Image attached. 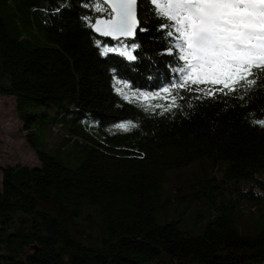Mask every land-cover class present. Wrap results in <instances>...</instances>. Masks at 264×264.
Wrapping results in <instances>:
<instances>
[{
  "label": "trees",
  "instance_id": "trees-1",
  "mask_svg": "<svg viewBox=\"0 0 264 264\" xmlns=\"http://www.w3.org/2000/svg\"><path fill=\"white\" fill-rule=\"evenodd\" d=\"M95 2L0 0V93L40 161L0 165V264H264V75L228 95L173 89L165 110L183 64L167 21L138 0L135 37H99L91 22L110 9ZM121 42L135 60L101 54ZM125 83L160 95L130 102ZM193 164L204 172L175 189L158 174ZM185 202L199 205L188 222ZM244 202L258 216L242 222Z\"/></svg>",
  "mask_w": 264,
  "mask_h": 264
},
{
  "label": "snow or ice",
  "instance_id": "snow-or-ice-1",
  "mask_svg": "<svg viewBox=\"0 0 264 264\" xmlns=\"http://www.w3.org/2000/svg\"><path fill=\"white\" fill-rule=\"evenodd\" d=\"M150 3L155 15L167 21L161 28L167 29L166 36L172 38L168 54L175 50L183 62L177 69L180 82L162 89L172 99L165 110L176 106L173 89L215 97L218 93L228 95L250 88L264 75V0H150ZM104 5L110 9L108 18L91 22L93 30L117 41L135 37L140 25L138 0H96L95 11H105ZM136 48L135 44L129 47L121 42L119 47H103L101 54L118 53L133 61ZM120 83L117 81V85ZM128 87L125 83L116 87V91L130 102H147L160 95L127 93ZM143 106L148 110L147 103ZM259 123L264 125V121ZM135 126L132 122L116 125L123 131Z\"/></svg>",
  "mask_w": 264,
  "mask_h": 264
},
{
  "label": "rangeland",
  "instance_id": "rangeland-1",
  "mask_svg": "<svg viewBox=\"0 0 264 264\" xmlns=\"http://www.w3.org/2000/svg\"><path fill=\"white\" fill-rule=\"evenodd\" d=\"M27 36H29L35 42H38L36 41L38 40L37 35L27 33ZM63 135V129H49L46 132V141L48 146H57L62 141ZM63 152L69 156L79 155V147L77 148L75 146H69L66 147ZM101 160L104 161V159ZM16 163H22L29 166H38L40 161L35 149L29 143L25 132L23 131V122L17 115L15 98L13 96H7L0 93V165ZM205 164L209 165L208 162H205ZM187 169L190 170V172ZM202 172H204L203 166L193 164L189 168L178 170L168 169L167 167L161 168L158 174L162 179L165 180L164 184L166 188L175 189L178 185H180L181 182L188 181L190 175L195 176L197 173ZM1 179L2 176L0 173V181ZM188 205V202H185L184 205H182V208H184L185 211H188L186 213L187 222L191 220L199 208V205L193 204L191 207ZM254 207L255 206L249 202L242 203L240 209L242 212L240 217L242 222L245 219H250L252 216L254 218L258 216L256 213L257 210Z\"/></svg>",
  "mask_w": 264,
  "mask_h": 264
},
{
  "label": "water",
  "instance_id": "water-1",
  "mask_svg": "<svg viewBox=\"0 0 264 264\" xmlns=\"http://www.w3.org/2000/svg\"><path fill=\"white\" fill-rule=\"evenodd\" d=\"M105 18H108V16L106 15H99V16H96L94 19H93V22L96 20V19H105ZM92 31L99 37H104L102 35H100L99 33L95 32L92 28ZM137 32V31H136ZM108 38H111V37H108ZM123 38V37H122ZM129 38H133V37H129Z\"/></svg>",
  "mask_w": 264,
  "mask_h": 264
}]
</instances>
